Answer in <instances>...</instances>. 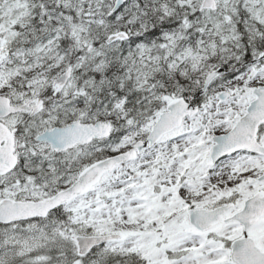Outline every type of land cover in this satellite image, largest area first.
Masks as SVG:
<instances>
[{
  "label": "snow or ice",
  "instance_id": "1",
  "mask_svg": "<svg viewBox=\"0 0 264 264\" xmlns=\"http://www.w3.org/2000/svg\"><path fill=\"white\" fill-rule=\"evenodd\" d=\"M0 264H264V0H0Z\"/></svg>",
  "mask_w": 264,
  "mask_h": 264
}]
</instances>
